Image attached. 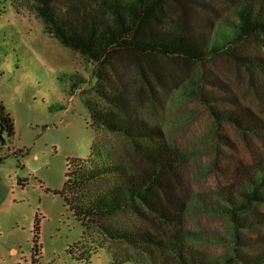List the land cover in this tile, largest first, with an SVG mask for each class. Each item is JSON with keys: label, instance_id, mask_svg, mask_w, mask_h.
Segmentation results:
<instances>
[{"label": "rangeland", "instance_id": "obj_1", "mask_svg": "<svg viewBox=\"0 0 264 264\" xmlns=\"http://www.w3.org/2000/svg\"><path fill=\"white\" fill-rule=\"evenodd\" d=\"M19 1L0 0V102L13 115L15 124V134L9 136L0 120V264H109L113 257L129 264L151 262L142 249L111 241L100 233L94 241L104 248L90 261L77 259L76 254L87 252L92 241L82 242L80 249L73 246L82 240L84 228L59 193L65 182L67 159L88 155L97 135L105 149L124 157L128 165L141 169L143 161L124 137L105 130L96 132L89 126L87 103L106 106L96 91L95 66L49 33L32 8L22 5L17 9ZM239 1L206 0L213 8L217 34L225 35L237 22ZM22 3L31 4L28 0ZM244 48L264 61V35L247 38ZM163 61L173 67L171 60ZM207 67L208 75L201 81L204 90L222 98L223 109L231 104L226 101L231 98L264 118L261 74H252L226 55ZM173 68L182 75L173 83L172 98L159 109H143L146 115H157L153 118L172 144L192 151L189 165L182 168L185 203L179 227L187 245L199 249L213 263L232 256L235 264H264V203L257 202L242 214L238 231L230 217L204 215L199 207L206 196L224 193L228 187L245 190L247 172L243 169L253 170L259 165L264 135L253 139L229 126L233 147L217 146V139L210 133V111L195 96L201 69L194 66L182 72ZM145 211L143 217L118 215L117 221L161 236L167 230L174 231L154 210ZM37 218L39 250L35 251ZM71 246L75 254L69 252Z\"/></svg>", "mask_w": 264, "mask_h": 264}, {"label": "trees", "instance_id": "obj_2", "mask_svg": "<svg viewBox=\"0 0 264 264\" xmlns=\"http://www.w3.org/2000/svg\"><path fill=\"white\" fill-rule=\"evenodd\" d=\"M28 1L30 5L22 0L14 4L19 10L25 6L36 11L49 33L95 66L96 91L106 106L87 103L89 126L96 132L105 130L124 137L143 161L141 169L128 165L124 157L105 149L97 135L88 155L67 159L65 182L59 193L84 228L82 240L73 246L80 249L82 242L92 241L87 252L76 254L77 259L90 261L93 254L104 248L94 241L96 233H100L111 241L142 249L151 261L146 264H235L232 256L225 261L210 262L199 249L187 245L179 227L184 218L180 211L185 203L182 168L189 165L192 151L172 144L165 129L153 118L157 115H146L143 106L159 109L172 98L173 83L182 75L173 67L183 72L197 66L202 75L195 82V96L210 111V133L217 139V146L233 147L229 126L253 139L264 135L263 117L237 105L231 98H224L231 104L223 109L222 98L204 90L201 82L208 75L207 66L225 55L252 74L264 77V61L243 49L244 40L264 35V0H240L237 22L228 27L225 35L217 34L213 8L206 0ZM163 59L171 60L173 69ZM0 105L3 128L13 136V115L2 102ZM261 157L253 170L243 169L247 172L245 190L233 191L228 187L224 193L206 196L199 205L203 214L226 215L238 231L242 214L257 202L264 203V158ZM147 209L154 210L174 231L167 230L161 236L117 221L118 215L126 213L146 216ZM39 233L37 218L35 251L39 250ZM73 246L69 252L75 254ZM109 264L129 263L113 257Z\"/></svg>", "mask_w": 264, "mask_h": 264}, {"label": "water", "instance_id": "obj_3", "mask_svg": "<svg viewBox=\"0 0 264 264\" xmlns=\"http://www.w3.org/2000/svg\"><path fill=\"white\" fill-rule=\"evenodd\" d=\"M0 109H1V105H0Z\"/></svg>", "mask_w": 264, "mask_h": 264}]
</instances>
